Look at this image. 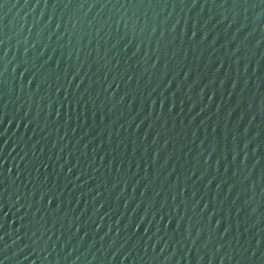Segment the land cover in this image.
Masks as SVG:
<instances>
[{"label":"water","instance_id":"1","mask_svg":"<svg viewBox=\"0 0 264 264\" xmlns=\"http://www.w3.org/2000/svg\"><path fill=\"white\" fill-rule=\"evenodd\" d=\"M0 264H264V0H0Z\"/></svg>","mask_w":264,"mask_h":264}]
</instances>
